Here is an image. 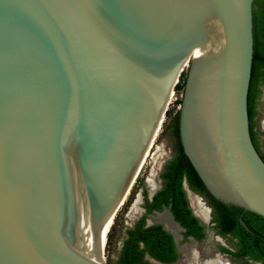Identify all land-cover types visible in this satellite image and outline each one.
Instances as JSON below:
<instances>
[{
    "label": "water",
    "instance_id": "95a60500",
    "mask_svg": "<svg viewBox=\"0 0 264 264\" xmlns=\"http://www.w3.org/2000/svg\"><path fill=\"white\" fill-rule=\"evenodd\" d=\"M253 4L0 0V264H106V228L185 70L184 152L215 198L264 217L248 109ZM152 222L174 238L171 264H191L196 241L182 243L172 210Z\"/></svg>",
    "mask_w": 264,
    "mask_h": 264
},
{
    "label": "trees",
    "instance_id": "16d2710c",
    "mask_svg": "<svg viewBox=\"0 0 264 264\" xmlns=\"http://www.w3.org/2000/svg\"><path fill=\"white\" fill-rule=\"evenodd\" d=\"M254 57L252 74L248 93V109L250 120V132L253 143L264 160L262 139L255 128L256 111L253 106L254 93L259 76L264 77V0H254ZM187 71L182 73L180 82L176 85L177 93L181 95L177 104L181 105L184 92ZM180 108L172 118V135L176 140L172 158L167 161L161 173L163 186L154 195L152 201L147 199L149 210H162L169 207L175 219L187 230V233L197 238L203 236L199 219L192 212L188 194L184 187L187 180L190 188L201 194L213 208V221L223 236L231 235L234 249L224 248L236 260L252 259L264 264V217L245 210L242 207L224 203L215 198L207 189L190 159L183 149L180 137ZM134 192V191H133ZM146 193V192H145ZM133 194V193H132ZM131 200V197H130ZM129 200V201H130ZM127 201V203L129 202ZM118 215L108 233L106 248L111 249L114 238V230ZM245 221L250 230L242 224ZM122 240V247L118 257L109 264H155L145 257L148 253L151 257L165 264H171L178 258L176 246L172 235L161 224L146 226L143 217L134 228H126ZM112 261V255H109Z\"/></svg>",
    "mask_w": 264,
    "mask_h": 264
},
{
    "label": "rangeland",
    "instance_id": "374dc122",
    "mask_svg": "<svg viewBox=\"0 0 264 264\" xmlns=\"http://www.w3.org/2000/svg\"><path fill=\"white\" fill-rule=\"evenodd\" d=\"M187 68L188 67L186 66L185 69ZM180 97L181 95L177 93L175 89V93L168 107V111H167L165 120L163 122V126L162 128H160L159 134L156 140L154 141V145L150 149V154L147 157L145 164L125 204L120 208V210L117 213L118 218H117V224L114 230V238L111 244V249L108 250L107 248H105L104 256H105L106 264L113 263V261L117 259L118 254L122 247L123 237L125 236L124 230L127 227H129V225L132 224V222H134L136 216H138L137 214L138 204L135 206V203L139 197V194L142 193L143 191L144 184L145 186H147L150 193L152 189L157 190V188L160 187L159 172L161 171L165 160L170 156L171 153H173L175 145H176V140L172 135V118L180 108V105L177 104V99H179ZM258 117H259V123L258 122L256 123L257 127L262 128L264 126V100L262 102L261 109L258 113ZM260 133H261L260 137L263 142L262 149L264 150V127L260 131ZM189 196L191 199L192 206L197 212L199 209L203 211L204 208H207L204 205L205 203L203 204L204 205L203 207L200 206L199 203L200 201H202V199L200 198L199 195H197L194 192H191ZM130 197H131V200H130ZM127 201L129 202L127 203ZM224 241L230 246H234L233 242H231L228 238L224 239ZM110 254L112 255V261H109V258H108ZM222 259H216V260L211 259V260L205 261L202 264H222L223 262L225 264H251L247 261L236 260L230 257H223Z\"/></svg>",
    "mask_w": 264,
    "mask_h": 264
},
{
    "label": "flooded vegetation",
    "instance_id": "af4514ba",
    "mask_svg": "<svg viewBox=\"0 0 264 264\" xmlns=\"http://www.w3.org/2000/svg\"><path fill=\"white\" fill-rule=\"evenodd\" d=\"M263 100H264V77L262 75H260L259 79L257 81L256 90H255L254 99H253V106H254V109L256 111V114H255L256 123L257 122L259 123L258 113L261 109V105H262ZM263 127L259 128V127H257V124L255 126V128L258 130L259 136L261 135L260 131L263 129ZM172 155H173V153H171L170 156L165 160L164 165H163L161 171L159 172L160 187L157 188L156 192L153 195H151L147 186H145V184H144L143 191H142V193L139 194L140 201L138 203V212H137L138 216H136L134 222H132V224H130L129 227H127V228H134L136 223L138 221H140L143 217L145 218L146 226L155 224L152 222V215L155 213V211H163L166 208L170 209L169 207L166 206V207H163L162 210H156V209L149 210L147 199L152 201V199H153L154 195L157 193V191L160 188H162L163 178L161 177V173H162L164 166L167 163V161L172 158ZM194 193H196V192H194ZM196 194L200 196L202 201H204L203 203H205L204 205L209 209L207 215L203 214V211L201 209H199L197 212L193 208L190 196L188 194L190 207L192 208L193 214L195 216H197L199 219L200 225L202 226L203 236L200 238H197L193 235H190L187 233V230L183 227L184 230L181 231V234L183 236L182 243L190 246V245H193L194 242L196 241V245L194 246V253H195V256L198 258V261L200 263H203V261H208L211 259H222L223 257H230L232 259H235L228 252H226L224 250V248H228V249H232V250L234 249V246H230L229 244H227L224 241V239L228 238L232 242L231 235L229 234L228 236H223L222 234H220L219 229L215 227L216 222L213 221V214H212L213 208L208 204L206 199L201 194H199V193H196ZM209 230H213L215 232L214 237H212ZM170 236H171V234H170ZM172 238H173V236H172ZM173 240H174V238H173ZM174 243H175V241H174ZM175 246H176V244H175ZM189 249L190 248L188 247L187 251H190ZM176 251L178 253V247L177 246H176ZM210 252L212 253V255H210ZM145 257L147 259H149L151 256L148 253H146ZM241 260L245 261L244 259H241ZM247 262H249L251 264H262L261 261H254L252 259H248Z\"/></svg>",
    "mask_w": 264,
    "mask_h": 264
},
{
    "label": "bare ground",
    "instance_id": "6f19581e",
    "mask_svg": "<svg viewBox=\"0 0 264 264\" xmlns=\"http://www.w3.org/2000/svg\"><path fill=\"white\" fill-rule=\"evenodd\" d=\"M154 145V143L152 144V146ZM152 146L150 147V149L152 148ZM150 149L148 150V152H147V154H146V159H147V157L149 156V154H150ZM146 159H145V161H146ZM145 161H144V164H145ZM144 164H143V166H144ZM143 166H142V168H143ZM139 201H140V197H138V199L136 200V203H135V206L139 203ZM200 206H204L203 204V202L202 201H200ZM208 211H209V209L208 208H204V210H203V212H204V214H206L207 215V213H208ZM113 223L114 222H110V224L108 225V227L106 228V231L108 230V229H111V228H109V227H111L112 225H113ZM109 233V232H108ZM107 240V239H106ZM106 243H107V241H106ZM195 258V255H194V257H192L191 259H190V263L191 264H202V263H197L196 262V260L194 259ZM100 260H101V258H100ZM216 260V259H215ZM204 263V262H203ZM222 264H225L224 262L222 263Z\"/></svg>",
    "mask_w": 264,
    "mask_h": 264
}]
</instances>
